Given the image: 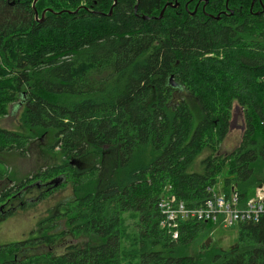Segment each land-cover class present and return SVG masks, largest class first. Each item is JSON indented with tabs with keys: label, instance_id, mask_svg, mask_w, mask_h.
Wrapping results in <instances>:
<instances>
[{
	"label": "trees",
	"instance_id": "16d2710c",
	"mask_svg": "<svg viewBox=\"0 0 264 264\" xmlns=\"http://www.w3.org/2000/svg\"><path fill=\"white\" fill-rule=\"evenodd\" d=\"M180 90L201 110L196 125ZM15 103L24 130L54 132L62 162L3 188L0 224L67 184L72 195L28 238L0 245V264H264V215L233 226L230 254L206 243L189 256L213 226L182 224L174 241L157 210L168 187L193 208L215 185L245 201L264 184V0H0V118ZM233 103L244 131L222 156ZM25 139L0 129V152ZM31 188L38 196L23 199ZM66 233L86 242L51 252Z\"/></svg>",
	"mask_w": 264,
	"mask_h": 264
},
{
	"label": "rangeland",
	"instance_id": "374dc122",
	"mask_svg": "<svg viewBox=\"0 0 264 264\" xmlns=\"http://www.w3.org/2000/svg\"><path fill=\"white\" fill-rule=\"evenodd\" d=\"M180 97L185 98L192 107L190 110L193 114L194 125H196L202 119V113L199 106L197 105L196 108L194 100L191 96L185 93V91L180 90L175 94L176 99H179ZM7 109L8 114L5 117L0 118V129L24 135L27 139V143L26 145L24 143L26 139L21 143V145H25L24 150L0 152V167L7 169L9 178L2 181L0 180V191L5 187L12 186V182H17L40 169L60 164L62 162V156L58 151V148L56 147L54 150L50 149V146L54 143V132L52 130H49L48 133L42 137H39L36 134L31 135L22 128V105L20 103H15L9 105ZM243 131L244 119L242 111L236 103H233L231 125L224 141L218 148L217 154L224 156L236 148L241 141ZM208 154L209 151L202 153L196 159L195 167L193 165L190 170L201 172L202 166L200 165V161ZM89 165L90 162L88 163V161H85L80 168L87 169ZM222 178L223 175L219 176L218 180L221 181ZM71 195V184H67L65 188L57 191L49 199L39 202L34 208L25 211H15L12 217L0 224V245L28 238L30 232L36 230L37 224L40 220L48 218L51 215H58L62 210V206L59 204L68 201ZM37 196L38 192L31 188V192L26 194L23 199L34 201ZM16 204L17 202H14L12 207ZM127 220L128 223L133 222L129 217ZM52 229L54 232L66 231L64 221L61 220L56 222ZM236 238L237 231L233 227L227 229L214 226L211 228H203L188 246L186 254L189 256L197 255L203 251V246L206 243L222 253L229 252L230 254L231 251H234L237 247ZM85 240L86 239L83 236L74 238L66 233L50 251L55 254H62L67 246L84 244L86 242ZM39 251H44V249Z\"/></svg>",
	"mask_w": 264,
	"mask_h": 264
},
{
	"label": "built area",
	"instance_id": "2783aa9c",
	"mask_svg": "<svg viewBox=\"0 0 264 264\" xmlns=\"http://www.w3.org/2000/svg\"><path fill=\"white\" fill-rule=\"evenodd\" d=\"M208 192L209 196L199 206L191 208L166 188L157 201L159 228L175 241L182 224L188 222H204L226 229L238 223H257L264 215V184L256 187L245 201L240 200L236 191L225 196L219 184L208 188Z\"/></svg>",
	"mask_w": 264,
	"mask_h": 264
},
{
	"label": "water",
	"instance_id": "95a60500",
	"mask_svg": "<svg viewBox=\"0 0 264 264\" xmlns=\"http://www.w3.org/2000/svg\"><path fill=\"white\" fill-rule=\"evenodd\" d=\"M36 1H37V0H34V3H35ZM168 5H169V4H167V5L164 6L163 10L161 11V13H160V15H159V17H158L159 19L162 17L163 12H164L165 8H166ZM169 6H170V5H169ZM226 13H227V12H226ZM229 14H232V12L230 11ZM42 16H43V15H42ZM216 19H218V17H216Z\"/></svg>",
	"mask_w": 264,
	"mask_h": 264
},
{
	"label": "crops",
	"instance_id": "0c3cea01",
	"mask_svg": "<svg viewBox=\"0 0 264 264\" xmlns=\"http://www.w3.org/2000/svg\"><path fill=\"white\" fill-rule=\"evenodd\" d=\"M227 229V228H226Z\"/></svg>",
	"mask_w": 264,
	"mask_h": 264
}]
</instances>
